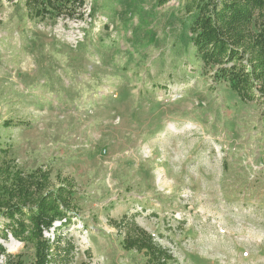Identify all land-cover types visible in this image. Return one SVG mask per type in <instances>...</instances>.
<instances>
[{
    "label": "rangeland",
    "instance_id": "1",
    "mask_svg": "<svg viewBox=\"0 0 264 264\" xmlns=\"http://www.w3.org/2000/svg\"><path fill=\"white\" fill-rule=\"evenodd\" d=\"M183 1L87 0L83 21L38 22L0 0V148L75 179L69 264H145L109 224L124 215L178 264H264V115L203 76Z\"/></svg>",
    "mask_w": 264,
    "mask_h": 264
},
{
    "label": "trees",
    "instance_id": "2",
    "mask_svg": "<svg viewBox=\"0 0 264 264\" xmlns=\"http://www.w3.org/2000/svg\"><path fill=\"white\" fill-rule=\"evenodd\" d=\"M20 1L30 21L86 18L87 0ZM181 11L192 18L189 33L203 76L226 85L241 103L259 105L264 115V0H184ZM77 195L74 178L54 181L44 167L25 171L11 148H0V264H27L23 254L6 248L11 238L33 251L30 264H69L75 245L60 231L81 218ZM109 224L121 248L142 255L145 264H178L136 215ZM50 231L52 239L45 236Z\"/></svg>",
    "mask_w": 264,
    "mask_h": 264
},
{
    "label": "bare ground",
    "instance_id": "3",
    "mask_svg": "<svg viewBox=\"0 0 264 264\" xmlns=\"http://www.w3.org/2000/svg\"><path fill=\"white\" fill-rule=\"evenodd\" d=\"M11 241H14L18 246H20L21 245V243H19V242H17V241H15L14 239H12L11 238ZM6 244V243H5ZM7 245V244H6ZM11 251V250H10Z\"/></svg>",
    "mask_w": 264,
    "mask_h": 264
}]
</instances>
